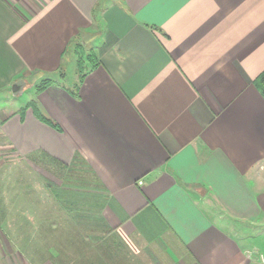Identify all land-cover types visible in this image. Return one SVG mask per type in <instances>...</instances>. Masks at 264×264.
I'll list each match as a JSON object with an SVG mask.
<instances>
[{
    "label": "crops",
    "instance_id": "0c3cea01",
    "mask_svg": "<svg viewBox=\"0 0 264 264\" xmlns=\"http://www.w3.org/2000/svg\"><path fill=\"white\" fill-rule=\"evenodd\" d=\"M81 40L94 66L75 90ZM262 73L264 0H0V170L7 157L79 161L122 240L179 264H261L240 227L264 238ZM13 255L0 231V264Z\"/></svg>",
    "mask_w": 264,
    "mask_h": 264
},
{
    "label": "rangeland",
    "instance_id": "374dc122",
    "mask_svg": "<svg viewBox=\"0 0 264 264\" xmlns=\"http://www.w3.org/2000/svg\"><path fill=\"white\" fill-rule=\"evenodd\" d=\"M93 54L91 44L82 40L72 46L68 83L77 84V62L84 60L85 69L87 57ZM45 80L50 79L41 81ZM26 98L29 92L17 99ZM35 160L7 157L0 170V231L22 254L10 259L17 264H179L169 249L167 254L136 239L122 240L105 226L95 205L99 190H103L86 165L75 161L70 166H61L40 157ZM46 184L50 186L47 188ZM67 192L73 196L66 195ZM70 197L84 200L85 205L77 207L78 202H74V207L67 205L65 200ZM245 230L240 227L242 236L248 238L246 242L251 245L256 241L254 246L259 247L264 257V238H259L263 232ZM30 250L39 254L30 255Z\"/></svg>",
    "mask_w": 264,
    "mask_h": 264
},
{
    "label": "trees",
    "instance_id": "16d2710c",
    "mask_svg": "<svg viewBox=\"0 0 264 264\" xmlns=\"http://www.w3.org/2000/svg\"><path fill=\"white\" fill-rule=\"evenodd\" d=\"M94 57H95V55L93 54V55L87 57L86 60H87L89 63L92 64L93 61H94ZM84 62H85V61L82 60V59L79 60V61L77 62V67H78V72H79L78 83H81L82 80H83V78H84V73H85V69H84V66H83V63H84ZM92 66H94V64H92ZM59 78H60V79L64 78V76H63L62 73L59 74ZM52 84H53V82L50 81V80L41 81V83L36 87V93L39 94V93L43 92L46 88H48V87L51 86ZM254 85H255V87L259 90V92L261 93V95H262L263 98H264V73L260 74V75L255 79V81H254ZM77 87H78L77 85L74 87L75 90L77 89ZM71 93H73V92H71ZM26 108H31L32 111H33V113H34V115H35V117H36L39 121L43 122L44 124H47L48 126L55 127L54 124H53L50 120H48L47 118H45L44 116L41 115V113L38 111V109L36 108V105H35L33 102H30V103L26 106ZM23 110H24V109H23ZM22 112H23V111H22ZM58 164H59V163H58ZM59 165H61V164H59ZM61 166H63V165H61Z\"/></svg>",
    "mask_w": 264,
    "mask_h": 264
},
{
    "label": "water",
    "instance_id": "95a60500",
    "mask_svg": "<svg viewBox=\"0 0 264 264\" xmlns=\"http://www.w3.org/2000/svg\"><path fill=\"white\" fill-rule=\"evenodd\" d=\"M24 84V82L21 80V81H17L14 86H13V94H17V92L20 91L21 89V86Z\"/></svg>",
    "mask_w": 264,
    "mask_h": 264
},
{
    "label": "built area",
    "instance_id": "2783aa9c",
    "mask_svg": "<svg viewBox=\"0 0 264 264\" xmlns=\"http://www.w3.org/2000/svg\"><path fill=\"white\" fill-rule=\"evenodd\" d=\"M261 264H264V257H261Z\"/></svg>",
    "mask_w": 264,
    "mask_h": 264
}]
</instances>
